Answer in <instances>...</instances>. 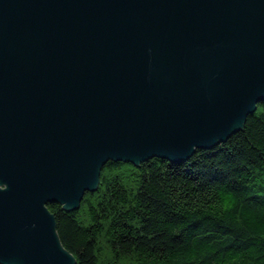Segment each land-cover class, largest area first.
I'll list each match as a JSON object with an SVG mask.
<instances>
[{"label":"water","instance_id":"95a60500","mask_svg":"<svg viewBox=\"0 0 264 264\" xmlns=\"http://www.w3.org/2000/svg\"><path fill=\"white\" fill-rule=\"evenodd\" d=\"M263 100L264 0H0V264H77L49 204L213 149Z\"/></svg>","mask_w":264,"mask_h":264},{"label":"trees","instance_id":"16d2710c","mask_svg":"<svg viewBox=\"0 0 264 264\" xmlns=\"http://www.w3.org/2000/svg\"><path fill=\"white\" fill-rule=\"evenodd\" d=\"M77 264H264V100L187 161H109L78 210L51 203Z\"/></svg>","mask_w":264,"mask_h":264}]
</instances>
